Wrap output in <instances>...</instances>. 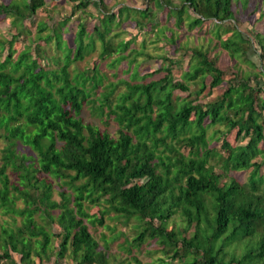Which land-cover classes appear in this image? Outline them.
I'll use <instances>...</instances> for the list:
<instances>
[{
    "label": "trees",
    "instance_id": "trees-1",
    "mask_svg": "<svg viewBox=\"0 0 264 264\" xmlns=\"http://www.w3.org/2000/svg\"><path fill=\"white\" fill-rule=\"evenodd\" d=\"M69 1L71 15L63 14L56 21L45 0L0 3V15L14 32L8 41L0 40V57L7 51L0 61V139L5 142L0 157V210L11 220L0 224V262L35 264V260L53 259L61 264L67 255L70 264H110V243L100 249L86 222L104 226V218L112 214L124 224L130 220L137 224L135 235L120 248L131 253L146 242L154 244L163 256L157 259L159 264H264V178L260 174L264 94L259 95L262 85L256 81L257 74L252 73L251 84V73L227 74L207 49L187 47L184 50L194 61L188 63L181 80L174 79L171 69L178 61L162 57L156 72H163V77L145 84L123 81L127 91L116 95V103L111 98L119 83H108L107 91L93 96L106 79L96 63L71 74L72 65L93 53L99 43V60L119 54L109 67L127 60L134 80L136 58L142 52L126 55L130 41L112 46L111 32L121 22L142 30L146 21L156 22L154 15L167 11L175 30L182 23L193 33L209 22L218 27L232 23L229 37L221 40L219 33L215 35L216 47L229 60L258 69L264 80V33L252 25L264 17V9L257 8L260 15L246 34L234 25L245 14L236 15L233 7L239 2L247 12L250 0H150L154 12L147 7L134 9L121 0L119 6L116 0ZM124 6L127 12L122 11ZM93 12L101 19L99 27L89 30L82 19ZM76 13L78 23L69 41L67 26ZM38 14L43 17L30 38L26 23ZM165 28L159 33L143 31L154 30L153 34H162L176 45L175 52L183 51L176 42L179 36L172 29L166 36ZM23 37L29 44L15 55L14 42ZM251 53L259 58V66ZM225 75L229 76L226 88L214 100L198 102L225 84ZM87 106L105 124L112 120L116 136L83 122L81 112ZM216 126L224 130L215 129L207 136V130ZM233 130L236 141H247L230 148L223 139L224 156L209 148L212 139L224 138ZM18 146L34 155L22 153ZM7 171L15 175L14 181ZM245 171L248 177L239 183L233 174ZM39 174L58 182L59 201L52 199V184ZM101 200L105 207L99 218H89L84 203L99 207ZM14 218L20 219V225ZM11 253L19 255L18 262ZM130 257L140 264L135 255Z\"/></svg>",
    "mask_w": 264,
    "mask_h": 264
},
{
    "label": "rangeland",
    "instance_id": "rangeland-1",
    "mask_svg": "<svg viewBox=\"0 0 264 264\" xmlns=\"http://www.w3.org/2000/svg\"><path fill=\"white\" fill-rule=\"evenodd\" d=\"M10 0H0V3L2 4H8ZM125 5L134 7V9H144L147 7L150 11L154 12V7L151 6L150 0H121ZM181 0H177V3ZM47 10L50 12V15H52L54 21H56L59 17H61L63 14L71 15V2L69 0H45ZM116 5L119 6L118 0H116ZM238 2V1H237ZM173 7V6H172ZM174 8V7H173ZM257 8L264 9V0H250V6L247 12H243L241 7L239 6V2L235 4L233 7L234 13L236 15L238 12L244 13L245 16L241 19L240 22L237 24H234L238 30L241 32L248 33V30L251 28V24L253 21H255L260 13ZM253 11V13H248L249 11ZM116 11V9H114ZM122 11L127 12V7H123ZM175 13V10L171 11ZM264 12V10H263ZM159 13V12H158ZM172 13V15H173ZM247 14V15H246ZM154 15V20L156 18V22L147 23L149 21H146V25L142 28V30H139L135 24L128 23L124 24L121 22L120 26L118 28H114L110 35V41L112 46H116L117 43L120 41H130L129 48L126 50V55L128 52H142L141 57L136 58V64L137 66V78L132 80V68L128 67L127 60L122 61L120 64H116L114 68H110L109 64L112 60H114L119 54H112L110 57H108L105 60H99L97 57L99 52V43L96 45V50L91 53L89 56H87L83 61L77 62L76 64L72 65L71 74H74L75 72H79L81 70H84V68H89L96 63L100 69V72L106 76L105 82L102 84V86L96 91V93H93V96L96 97L100 95V93L107 91V84L108 83H119L116 87L115 93L112 96V101L114 103L117 102L116 95L119 93H124L127 91L126 85L122 84L123 81H129L131 84H145L148 83L151 80H158L161 77H163L164 73L162 72H156V69L160 67L162 63V57H167L168 59L172 61H178V66H173L172 69V75L175 80H181L182 73L187 69L188 63L191 61H194V57L188 53V51L184 50L187 47H203V49H207L209 51V56L211 58H215L217 60V66L222 70L225 71L227 74L237 72L239 77H243V74L246 72L251 73L250 80L251 84L255 82L252 73L257 74V83L259 82L260 85H262V94L259 95L263 96L264 91V80L263 77L258 74V69H253L252 66L248 63L241 62V61H231L227 57V55L220 50V48L216 47V43L218 41V38L215 37L217 33L220 35V39H225L230 36L233 24L224 25L218 27V25H215L212 22H209L206 28L200 32L196 31L188 32L186 29V26L182 23L181 27L177 30H175V27L173 25V20L168 18L169 13L167 11L161 12L157 14V17ZM241 16V15H240ZM43 17L42 14H38L34 16L30 21L26 23V26L30 30V38H33L35 33V26L39 18ZM78 13H76L68 23L67 26V32L65 37L71 41L73 37V33L76 31V25L78 23ZM165 17V19H163ZM172 18H175L173 15ZM101 19V16L97 12H93L92 17H83V21L86 24L87 28L89 30H92L94 26L99 27V20ZM52 23V22H51ZM114 24V23H113ZM254 25V29L258 31L259 33H264V17L257 21ZM157 27V29H156ZM164 27L166 31V36H169L171 33L168 29H172L175 31V33L179 36L177 39L173 36V38H176V42L180 43L181 49L183 51L175 52L176 45H170L163 35H155L153 34V31L155 30V33H159ZM146 30H152V32ZM168 30V31H167ZM103 31V29H102ZM13 30L10 28L9 20L5 19L3 15H0V40H6L8 41L10 39V36L13 34ZM119 33L120 36L113 37V34ZM175 34V35H176ZM207 39H210L211 42H207ZM29 41L25 40V37L19 38L14 42V49L16 50L15 55L21 50L23 45H28ZM218 45V43H217ZM258 50V48H257ZM7 55V51L4 50L1 54L0 61L4 59V57ZM14 55V56H15ZM250 58L255 62L257 66H259V58L255 57L253 53L250 54ZM259 68V67H258ZM155 71V72H154ZM153 72V74H151ZM151 74V75H150ZM143 77V78H142ZM229 76L225 75L224 81L225 84H223L221 87L214 89L213 91H210V94L207 96H203L199 98L198 102L200 103H206L207 101L214 100L216 96H218L225 88H226V82L228 81ZM120 80V81H119ZM209 83V78L206 79V85ZM190 89H195L194 85H190ZM178 93V92H175ZM174 93V94H175ZM180 95L186 96L187 93H178ZM90 107H84L81 112V118L85 124H92L98 127V129L103 132H108L111 136H116V129L115 124L112 122V120H109L108 124H105L102 120H100L98 117L92 116L90 112ZM215 129L224 130L223 126H216L214 128H209L207 130V136L211 135L212 132ZM218 137V135H216ZM226 140L230 148H235L237 145L244 144L247 140L244 141H236L235 140V130L231 131L230 133H227L224 138L221 139H212L209 142V148H214L218 150L221 155H225V152L221 150L220 146L222 141ZM5 145L4 140L0 139V157L2 154V149ZM264 146V145H263ZM19 147V151L22 153H31L29 148L27 147ZM184 153H186V150H184ZM33 153H31L32 155ZM34 155V154H33ZM217 173H221V170L219 168L215 169ZM10 181L15 180V175L12 174L10 171L6 172ZM249 171L245 172H238L234 173V178L239 183H245L247 177H248ZM261 176L264 178V168L260 171ZM40 179H45L47 182H50L52 184L53 189V200L59 201V197L57 194V187L58 182L55 181L53 178L46 177L43 174H39L38 176ZM19 207L21 206V203H17ZM105 207V204L103 200H101L99 207L95 205H90L89 203H84V210L88 213L89 218L90 217H96L99 218V212L100 210H103ZM58 211H53L52 214L56 215ZM114 215H110L104 218V226L95 225L92 226L88 222H86L90 233L93 235V237L98 242L100 249H105V242H109V250L107 252V259L109 260L110 264H135L133 262V259H131V255H135L136 259L140 262V264H159L158 258H162L160 252H158V247L154 244H148V242L144 243L142 247L139 250L134 249L131 253H128L126 250H123V248H120L121 245H125V240L130 241L131 238L135 235L137 231L136 223L134 220H130L127 224H124V221L122 218L116 219L113 217ZM7 216H4L2 214V211L0 210V224L3 223L4 220H9ZM37 223L40 225H43V223L38 220V217L36 216ZM16 225H20V219L14 218ZM172 226V224H170ZM52 230L55 232H58V228L56 225L52 226ZM50 232V231H49ZM119 233V237L115 238ZM113 239V241H112ZM112 241V242H111ZM54 249H58V243L57 241L53 242ZM0 251L1 248H0ZM11 257L14 259V261H19V255L11 253ZM4 262H0V264H3ZM69 257L63 259L61 261V264H70ZM35 264H56L54 260L52 259L50 262H43L39 263L37 260H35Z\"/></svg>",
    "mask_w": 264,
    "mask_h": 264
}]
</instances>
